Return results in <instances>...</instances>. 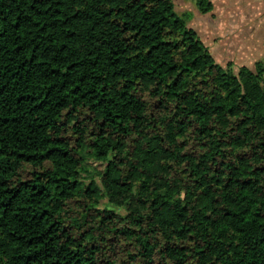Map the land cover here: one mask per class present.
I'll return each instance as SVG.
<instances>
[{
  "label": "trees",
  "instance_id": "obj_1",
  "mask_svg": "<svg viewBox=\"0 0 264 264\" xmlns=\"http://www.w3.org/2000/svg\"><path fill=\"white\" fill-rule=\"evenodd\" d=\"M263 78L171 0H0V264H264Z\"/></svg>",
  "mask_w": 264,
  "mask_h": 264
},
{
  "label": "rangeland",
  "instance_id": "obj_2",
  "mask_svg": "<svg viewBox=\"0 0 264 264\" xmlns=\"http://www.w3.org/2000/svg\"><path fill=\"white\" fill-rule=\"evenodd\" d=\"M174 11L184 17L185 24L194 30L199 40L210 50L215 61L222 66L231 59L232 70L235 72L240 64L252 67L253 61L260 59L264 62V42L254 47L253 42L264 31V0H211L212 13L200 15L193 0H171ZM219 21L214 25L212 21ZM103 164L88 161L81 171L83 181L95 176ZM100 205L119 213L122 210L105 203L100 199Z\"/></svg>",
  "mask_w": 264,
  "mask_h": 264
},
{
  "label": "crops",
  "instance_id": "obj_3",
  "mask_svg": "<svg viewBox=\"0 0 264 264\" xmlns=\"http://www.w3.org/2000/svg\"><path fill=\"white\" fill-rule=\"evenodd\" d=\"M209 1H210V3H211V0H209ZM212 11H213V6L211 5V9H210V11H208V12H206V13H199V14H200L201 16H202V15H206V14H208V13L211 14ZM212 23H214V24H213V26H214V25H217V24L219 23V21H215V20H214V21H212ZM261 42H264V31H263V34H262V35H259L258 44H257V39H256L255 42H253V46H254V47H257V46L260 47V46H261ZM202 44H203V43H202ZM203 45H204V44H203ZM206 48H207V47H206ZM207 50H208L209 53H211L210 50H209L208 48H207ZM258 60H260V59L254 60L253 63H254L255 61H258ZM216 62H217V61H216ZM217 63H219V62H217ZM226 63H229L230 66H231V68H232L233 64H232L231 59L226 60L225 64H226ZM219 64H220V63H219ZM220 65H221V64H220ZM252 65H253V64H252ZM223 66H224V65H223ZM239 66H246V67H249V65H246V64H240V65H238V67H239ZM238 67H237V68H238ZM237 68H236V69H237Z\"/></svg>",
  "mask_w": 264,
  "mask_h": 264
},
{
  "label": "built area",
  "instance_id": "obj_4",
  "mask_svg": "<svg viewBox=\"0 0 264 264\" xmlns=\"http://www.w3.org/2000/svg\"><path fill=\"white\" fill-rule=\"evenodd\" d=\"M263 82H264V78H263Z\"/></svg>",
  "mask_w": 264,
  "mask_h": 264
}]
</instances>
